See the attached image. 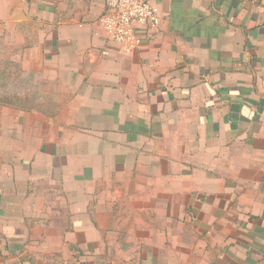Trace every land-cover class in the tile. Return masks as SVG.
Here are the masks:
<instances>
[{
	"label": "crops",
	"instance_id": "0c3cea01",
	"mask_svg": "<svg viewBox=\"0 0 264 264\" xmlns=\"http://www.w3.org/2000/svg\"><path fill=\"white\" fill-rule=\"evenodd\" d=\"M0 0V264H264V0Z\"/></svg>",
	"mask_w": 264,
	"mask_h": 264
},
{
	"label": "built area",
	"instance_id": "2783aa9c",
	"mask_svg": "<svg viewBox=\"0 0 264 264\" xmlns=\"http://www.w3.org/2000/svg\"><path fill=\"white\" fill-rule=\"evenodd\" d=\"M107 8L100 23L108 40L127 54L143 45L138 27L157 29L162 23L160 10L149 0H107Z\"/></svg>",
	"mask_w": 264,
	"mask_h": 264
}]
</instances>
